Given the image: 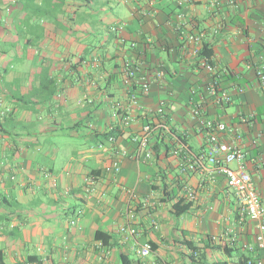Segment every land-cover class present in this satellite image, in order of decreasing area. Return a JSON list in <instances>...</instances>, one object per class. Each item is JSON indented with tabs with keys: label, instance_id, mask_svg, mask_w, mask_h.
Masks as SVG:
<instances>
[{
	"label": "crops",
	"instance_id": "obj_1",
	"mask_svg": "<svg viewBox=\"0 0 264 264\" xmlns=\"http://www.w3.org/2000/svg\"><path fill=\"white\" fill-rule=\"evenodd\" d=\"M181 32L200 33L213 73ZM125 62L149 82L146 93L126 82ZM261 75L264 0H0L2 262L244 264L259 256L264 264L224 175L196 163L207 132L192 112L226 124L221 136L243 149L264 200ZM212 78L229 102L207 94ZM145 124L148 147L158 148L136 160L132 136ZM114 126L112 143L104 134ZM115 158L119 171H106ZM87 176L94 191L85 190ZM176 202L187 210L175 214ZM127 221L137 234L125 239ZM145 241L151 252L142 258Z\"/></svg>",
	"mask_w": 264,
	"mask_h": 264
},
{
	"label": "built area",
	"instance_id": "obj_2",
	"mask_svg": "<svg viewBox=\"0 0 264 264\" xmlns=\"http://www.w3.org/2000/svg\"><path fill=\"white\" fill-rule=\"evenodd\" d=\"M180 37L185 43L190 44V53L193 56H199L202 47V36L200 33L196 32H181ZM201 64L204 68L213 73L215 68L210 62L209 57L202 56ZM160 75V72L157 73ZM124 78L126 82L134 83L139 87L138 92L141 94L146 93L149 89V82L144 80L138 74V66L132 62H125L124 64ZM261 81L264 80V75L260 76ZM207 94L215 100L217 104L227 103L230 101V95L227 91L220 89L217 81L213 78L206 86ZM131 100L133 102L137 99V92L132 91ZM163 106L160 105L155 113H162ZM193 115L197 119L200 128H203L207 132V148L203 152L200 158L196 159V163H201L200 160H205L211 167L217 170L219 173L223 174L227 185L233 190L238 204L240 205V220L248 219L253 223L254 231V247L259 252L264 254V200L259 196L256 186L254 184L253 178L245 170L243 166V161L245 158V153L243 149L234 143H229L225 141L221 133L227 129L224 122L217 121L208 117L201 115L198 108L192 110ZM124 117V116H123ZM124 119L128 121L125 116ZM162 127V123L158 124ZM152 131V126L150 124H145L142 126L139 133L132 136V139L136 142V152L134 153V158L139 160L141 155L144 158H151L152 152L149 146V138ZM107 139L114 143L116 141V135L110 134ZM98 147L103 148V144L99 143ZM120 155H125L124 150L119 152ZM235 162L236 167H231L230 163ZM256 162L264 167V156L259 157ZM195 163H189L187 167L191 170L195 169ZM108 172H118L119 164L117 159H113L112 162L105 167ZM86 191H94L95 178L93 176L86 177ZM129 196L134 197V192L128 190ZM189 196L192 198V191H188ZM131 215V214H130ZM73 223V221H71ZM119 232L123 235L125 239L137 234V229L128 221L121 225ZM101 244V242H99ZM151 252V244L148 241L142 242L139 246L138 253L139 256L144 258ZM263 264L261 257L256 256L255 258H248L244 264Z\"/></svg>",
	"mask_w": 264,
	"mask_h": 264
},
{
	"label": "trees",
	"instance_id": "obj_3",
	"mask_svg": "<svg viewBox=\"0 0 264 264\" xmlns=\"http://www.w3.org/2000/svg\"><path fill=\"white\" fill-rule=\"evenodd\" d=\"M199 56H200V57H202V56H207V57H209V56H210V52H209V50H208V48H207L206 45H203V46L201 47V52H200V55H199ZM150 125H151V124H150ZM152 125H155V123H153ZM118 129H119V128H118L117 126H114V127L111 128L110 130H108L107 132H105L104 135H105V136H108V135H110V134L117 133ZM170 131H171V130H170ZM157 133H158V137H162V136L165 134V132L162 131V129H160V128H158ZM149 148H150V147H149ZM157 148H158V143H156V144L153 146V150H154L155 153L157 152ZM150 149H151V152L153 153L152 148H150ZM178 205H179L178 202H176V203L173 205L175 214H180V213L186 211L187 208H188V204H182L181 206H178ZM100 239H102V241L105 240V239H103V237H102V238L100 237ZM248 258H250V257L245 258L243 262L245 263L246 260H247ZM0 264H4V263L2 262L1 259H0ZM253 264H254V263H253Z\"/></svg>",
	"mask_w": 264,
	"mask_h": 264
}]
</instances>
